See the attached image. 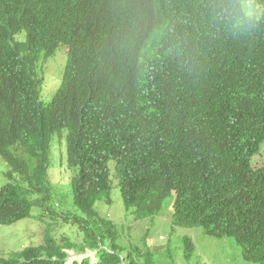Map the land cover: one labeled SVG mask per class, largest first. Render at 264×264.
Listing matches in <instances>:
<instances>
[{"label":"trees","instance_id":"1","mask_svg":"<svg viewBox=\"0 0 264 264\" xmlns=\"http://www.w3.org/2000/svg\"><path fill=\"white\" fill-rule=\"evenodd\" d=\"M58 48L67 62L44 104L39 57ZM64 131L74 206L102 226L80 223L96 261L71 264H138L95 210L113 183L138 219L173 197L172 229L229 238L264 264V165L252 164L264 143V0H0V225L50 208V140ZM70 248L45 234L0 264H66ZM193 250L184 238L186 260Z\"/></svg>","mask_w":264,"mask_h":264},{"label":"rangeland","instance_id":"2","mask_svg":"<svg viewBox=\"0 0 264 264\" xmlns=\"http://www.w3.org/2000/svg\"><path fill=\"white\" fill-rule=\"evenodd\" d=\"M18 39L24 40L25 34L21 33ZM66 62L67 54L63 48H58L48 58L40 54L37 75L42 80L39 98L44 104L50 102L56 94ZM65 136L64 131L55 134L50 140L47 180L51 210L35 207L30 217L11 225H0V257H7L25 247L42 245L45 234H50L61 244L71 246L66 251V264L86 257H90L92 262L96 261L94 252H81L86 228L80 223L85 224L90 233L95 235H98L102 226L74 206L70 187L74 172L67 168ZM259 163L264 165V143L258 155L252 159L253 165ZM8 170L5 162L0 159V187L7 183L5 174ZM110 202L107 204L99 201L95 204L97 216L112 221L119 235V243L131 252L138 264H252L242 259L240 249L229 238H212L203 234L199 228L172 229L173 197L163 201L160 213L153 219H138L132 211H126L115 183L110 192ZM184 238L191 239L193 243L194 250L189 260L183 254Z\"/></svg>","mask_w":264,"mask_h":264}]
</instances>
